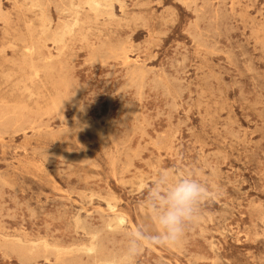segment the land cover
Returning a JSON list of instances; mask_svg holds the SVG:
<instances>
[{
  "label": "rangeland",
  "instance_id": "obj_1",
  "mask_svg": "<svg viewBox=\"0 0 264 264\" xmlns=\"http://www.w3.org/2000/svg\"><path fill=\"white\" fill-rule=\"evenodd\" d=\"M89 1L0 0V264H123L191 175L134 264H264V0Z\"/></svg>",
  "mask_w": 264,
  "mask_h": 264
},
{
  "label": "clouds",
  "instance_id": "obj_2",
  "mask_svg": "<svg viewBox=\"0 0 264 264\" xmlns=\"http://www.w3.org/2000/svg\"><path fill=\"white\" fill-rule=\"evenodd\" d=\"M164 187L154 204L157 234L148 237L147 243L144 239L133 241L124 252L123 264H134L145 246L175 247L182 243L188 226L198 218L200 203L209 196L194 175L182 176Z\"/></svg>",
  "mask_w": 264,
  "mask_h": 264
},
{
  "label": "bare ground",
  "instance_id": "obj_3",
  "mask_svg": "<svg viewBox=\"0 0 264 264\" xmlns=\"http://www.w3.org/2000/svg\"><path fill=\"white\" fill-rule=\"evenodd\" d=\"M89 4L91 6H93V7L96 8V7H98L99 2H98V0H90L89 1ZM31 44L33 46V43H31ZM12 46H14V45H12ZM30 50H32V49H30ZM34 71L37 73V68H34ZM35 72H34V74H35ZM27 77H29V76H27ZM18 116H19V113L16 112V111H14V110H8V109L4 110V109H0V123H7L11 118L18 117ZM3 179L4 180H7L6 177L3 178ZM7 184H10V183H7ZM122 220H123V218L122 217H119L118 220H117V222L120 223V222H122ZM92 237H94V236H92ZM85 251L88 252V253L94 252L95 251L94 244H91L88 247H86ZM25 252L26 251H23L22 253L24 254ZM96 264H119V260L117 258H115V257H111L110 256V257H105V258L97 261Z\"/></svg>",
  "mask_w": 264,
  "mask_h": 264
}]
</instances>
